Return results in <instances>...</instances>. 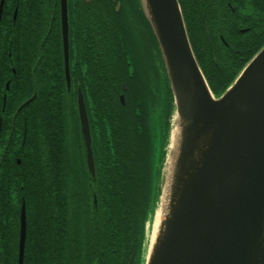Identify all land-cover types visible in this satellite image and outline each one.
<instances>
[{
    "label": "trees",
    "instance_id": "trees-1",
    "mask_svg": "<svg viewBox=\"0 0 264 264\" xmlns=\"http://www.w3.org/2000/svg\"><path fill=\"white\" fill-rule=\"evenodd\" d=\"M118 1L123 0H93L87 4L82 33L73 34L70 29L71 41L74 36L84 39L79 50L86 62L76 65V81L89 112L95 178L86 166L76 88L67 87L60 62V0L4 1L0 16V239H11L0 241V264H18L20 204L27 214L23 264H129L131 259L136 264V256L142 255L160 190L172 94L166 75H150L151 66L156 67L151 48L156 42L137 1L132 0L135 15L126 18L122 5L116 11ZM257 1L263 2L179 0L188 33L206 35L208 26L224 35L228 28L236 33L247 20L233 18L231 7L246 16ZM80 14L79 9L72 10L75 20ZM204 45L210 46L208 39L198 50ZM217 60L224 63L220 57ZM214 61L210 54L211 69L219 67ZM199 63L216 94L232 83L244 65L239 63L229 75L222 72L216 80ZM26 67L31 69L28 76ZM71 71L74 76L75 70ZM156 94V105L149 108L148 97ZM25 194L28 198L22 203Z\"/></svg>",
    "mask_w": 264,
    "mask_h": 264
},
{
    "label": "water",
    "instance_id": "water-1",
    "mask_svg": "<svg viewBox=\"0 0 264 264\" xmlns=\"http://www.w3.org/2000/svg\"><path fill=\"white\" fill-rule=\"evenodd\" d=\"M136 1L157 43L173 106L144 264H264V45L216 95L192 48L179 0ZM122 4L117 2L116 11ZM60 5L70 89L68 0ZM120 101L125 104L124 94ZM77 104L86 166L95 178L89 112L80 89ZM1 125L0 118V132ZM26 234L23 204L19 264Z\"/></svg>",
    "mask_w": 264,
    "mask_h": 264
},
{
    "label": "flooded vegetation",
    "instance_id": "flooded-vegetation-1",
    "mask_svg": "<svg viewBox=\"0 0 264 264\" xmlns=\"http://www.w3.org/2000/svg\"><path fill=\"white\" fill-rule=\"evenodd\" d=\"M2 1V0H1ZM87 0H68V6H69V46H70V74H71V89L76 88V96L78 97L79 89L82 91L85 101L86 97L82 90V88L79 86L77 87V81H76V74H77V67L76 65H83L86 60L83 58V53L79 50V47L82 46L84 39L79 36H74L75 40L71 41V35H70V29L72 30V33L75 34L78 31L82 33V30L85 28V19L84 16L87 17V10L89 7H87V4L92 2ZM5 3V2H4ZM231 6V4H229ZM79 9L81 14L79 15V19L75 20V18L72 15L73 9ZM250 12H248V15L243 16L241 15L235 7H231L232 11V17L239 20V19H246L247 23H244L238 30H236V33H234L231 29H227L226 34L224 35L222 32L215 31L214 29L210 30L209 26L207 28V35L204 34L203 31H194L190 34L189 38L192 44V47L194 49V52L196 54L197 59L200 58V61L202 65L206 66V68L211 73V78L219 80L222 77V72L225 75H229V73L233 72L239 63H244L243 67L246 65V63L256 54V52L264 45V0L263 2L257 1L255 6H249ZM17 17V7L14 12V18ZM30 17L31 12L30 10L27 11V24H30ZM88 18V17H87ZM89 20V19H88ZM249 20V23H248ZM60 24H61V5H60ZM236 28L235 26H232ZM61 33H62V27H61ZM228 34V35H227ZM208 39L210 42V46H203L202 49H199V45L201 43L204 44V41ZM223 42L225 46L221 45L220 43ZM245 44V45H244ZM25 46V44L23 43ZM30 41H29V34H28V43H27V53H26V60H29L30 56ZM63 47V42H62ZM209 48L210 51L207 49ZM245 48V50H244ZM198 50V52H197ZM244 50V51H243ZM252 50H256L255 53L252 54L251 57H249V53ZM234 51H236V54H234ZM252 53V52H251ZM210 54L215 57L214 64L216 68L212 69L208 66L211 65L210 63ZM221 58V61H224V63H221L218 61V58ZM249 58V59H248ZM199 60V59H198ZM16 61V60H15ZM199 61V62H200ZM62 63V69L63 74L65 77V67H64V53L62 50V59L60 61ZM225 64L228 68L226 70L221 69V66ZM201 66V65H200ZM71 69L75 70V75H72ZM82 73L81 77L83 76V68H81ZM85 70V69H84ZM203 70V69H202ZM15 71V70H14ZM25 75L28 76L31 73L30 67H26L24 69ZM81 72V71H80ZM205 74V72H204ZM238 75V74H237ZM93 74L90 72L89 77L92 78ZM206 76V74H205ZM228 77V76H227ZM206 78H208L206 76ZM66 79V77H65ZM28 81V80H26ZM212 87V86H210ZM213 90V88H211ZM214 92V90H213ZM215 93V92H214ZM78 107V104H77ZM26 197L23 198L22 203H26V199L28 198L27 194H25ZM20 208L22 210V205L20 204ZM20 215L19 214V228H18V264H19V243H20ZM11 238H3L0 239L3 241H9ZM27 241V235L25 238V245ZM25 245H24V254H25ZM24 262V261H23Z\"/></svg>",
    "mask_w": 264,
    "mask_h": 264
},
{
    "label": "rangeland",
    "instance_id": "rangeland-1",
    "mask_svg": "<svg viewBox=\"0 0 264 264\" xmlns=\"http://www.w3.org/2000/svg\"><path fill=\"white\" fill-rule=\"evenodd\" d=\"M123 8H124V17L126 18L127 16L130 17L131 16H134L135 15V5L133 3L132 0H123V4H122ZM153 52V57H152V62H153V65L158 67L160 71H158L156 69V67H153V71L152 73H150L151 76H155L157 74H161V75H164V72L161 68V65H160V62L158 60V56H157V53H156V50H155V46H151ZM156 59V60H155ZM162 72V73H161ZM165 77V75H164ZM157 87H158V92L157 94H160V87L159 85L157 84ZM154 89H155V86H154ZM223 92V91H222ZM220 92V93H222ZM157 94L153 97H148L149 98V108H154L155 105H156V101H157ZM166 149V146L164 147V151ZM163 156H164V153H163ZM161 166V164H160ZM144 255L142 253L141 257L140 255H137L136 256V264H144Z\"/></svg>",
    "mask_w": 264,
    "mask_h": 264
},
{
    "label": "bare ground",
    "instance_id": "bare-ground-1",
    "mask_svg": "<svg viewBox=\"0 0 264 264\" xmlns=\"http://www.w3.org/2000/svg\"><path fill=\"white\" fill-rule=\"evenodd\" d=\"M148 226H151V221L148 222L147 227H148ZM150 230H151V229H150ZM150 230H149V232H150Z\"/></svg>",
    "mask_w": 264,
    "mask_h": 264
}]
</instances>
